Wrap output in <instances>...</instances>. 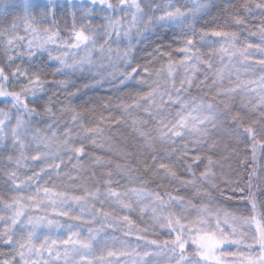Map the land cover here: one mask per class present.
Listing matches in <instances>:
<instances>
[{
  "label": "snow or ice",
  "instance_id": "1",
  "mask_svg": "<svg viewBox=\"0 0 264 264\" xmlns=\"http://www.w3.org/2000/svg\"><path fill=\"white\" fill-rule=\"evenodd\" d=\"M85 72L120 116L59 100ZM241 147L247 178L224 172ZM0 149V264H264V0H0Z\"/></svg>",
  "mask_w": 264,
  "mask_h": 264
},
{
  "label": "rangeland",
  "instance_id": "2",
  "mask_svg": "<svg viewBox=\"0 0 264 264\" xmlns=\"http://www.w3.org/2000/svg\"><path fill=\"white\" fill-rule=\"evenodd\" d=\"M60 3H65V0H59ZM217 5H220L223 8H229L231 6H236L241 3V0H215ZM227 17L226 12H222L220 8H213L210 10V14H208L204 20L200 21V26H203L207 29L215 28V27H223L225 25V20ZM253 23H256V21H253ZM161 35H164L161 33ZM170 35V33L168 34ZM253 41H255V38H252ZM160 38L156 35L153 34H148V38H145L141 44L138 45V52L136 55V61L140 63H146L150 59L149 53L152 52L153 47L157 44H159ZM130 70V68H129ZM89 76V77H88ZM76 77H81V78H76ZM64 77L60 74H56L55 76H49V79H63ZM115 80H104L103 83L101 84H96L95 81L93 80V74L85 72V73H75L72 75L71 80L69 82L70 85H76L74 88L80 87L81 90L90 91V89H93V92L95 93L94 101L93 104L90 106L88 112L94 113L96 110H101L103 109H108V108H113L119 116L121 115V110L116 107V104L119 102L121 98H125L123 93L119 91L118 87L115 89L113 84ZM77 82H81L79 85ZM73 83V84H72ZM57 88H53V91L55 92ZM96 89V90H94ZM99 92V93H98ZM107 104L108 107L105 108L104 105ZM98 105V106H97ZM236 106L239 107V101L236 102ZM98 109H97V108ZM103 112H107V110H102ZM116 125V124H114ZM112 137V141L119 147H124L125 146V141H128V146L130 147L131 145V130L124 124H118L117 126H114L113 130H110L108 133ZM89 147H91L89 145ZM95 153L97 155H103L106 157H109L110 154L107 153L104 150L101 149H95ZM3 155V149H0V159H2ZM31 163V162H30ZM39 163V162H35ZM24 171V170H22ZM2 183V182H1ZM135 223L141 227L145 226V222L141 221L137 217L133 216L132 217ZM150 223V222H149ZM109 232L112 230L109 229ZM115 235L120 236L121 239H130L133 242H135L134 237H123L121 233L117 232ZM149 238H156V239H162V238H167L164 234L163 231H160L157 236L152 237L150 236ZM141 244L143 243L142 241L140 242ZM160 260H163V257L158 258Z\"/></svg>",
  "mask_w": 264,
  "mask_h": 264
},
{
  "label": "trees",
  "instance_id": "3",
  "mask_svg": "<svg viewBox=\"0 0 264 264\" xmlns=\"http://www.w3.org/2000/svg\"><path fill=\"white\" fill-rule=\"evenodd\" d=\"M89 77V76H88ZM76 78H81V77H76ZM104 82V81H103ZM78 85L81 83L77 82ZM73 84V83H72ZM76 85H74L75 87ZM113 86L115 89H117L118 87H120V85L114 81L113 84L111 85ZM73 85H68V88L75 92L76 94L74 96H65L64 95V90L62 89H56L55 92H59L60 93V96H59V100L61 101H71L77 108H84L86 109V113H85V116H86V122H91V121H96V122H99L101 116L103 117H109V116H116L118 117L119 114H117L115 112V110L113 108H108V109H101V110H96L94 113H90L88 112V107L89 105L91 106L93 104V101H94V95L96 92H93L92 90L93 89H90V91H85L83 92V90H81L80 87L78 88H74ZM77 89H79V91L77 92ZM96 90V89H94ZM99 93V92H98ZM57 97L56 96H53V100H56ZM98 106V105H97ZM97 108V107H96ZM98 109V108H97ZM102 110H107V112H103ZM118 124L114 125V123L110 126L111 130L114 129V126H117ZM120 125V124H119ZM246 149H244L243 147H241L239 149V156H231L229 158V160L225 161V168H224V172L225 173H230V174H235V173H232L231 170H236L239 172V174L243 177V178H247L248 174L251 172L252 170V167H253V161L251 160V157L250 155L248 156L247 158V162H245L244 160V156H245V153H246ZM228 165L231 166V169L228 167ZM3 164L0 163V167H2ZM255 167H256V170H257V175L259 176L261 174V172H264V158L262 157H257V160L255 162ZM4 177L2 175H0V183L3 181ZM254 182H255V179H254ZM219 195V194H217ZM229 195H232V193L226 188L224 190V195L223 196H219L220 199L222 200H225L226 203H240L242 201H239L237 199H233L232 201H227V197ZM242 194L237 192L235 193V197H239L241 196ZM0 250H3L2 247H0Z\"/></svg>",
  "mask_w": 264,
  "mask_h": 264
}]
</instances>
